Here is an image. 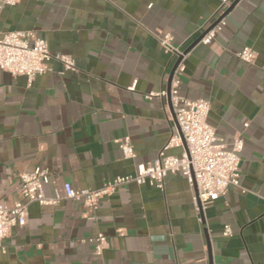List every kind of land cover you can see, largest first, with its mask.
Masks as SVG:
<instances>
[{
    "label": "crops",
    "instance_id": "crops-1",
    "mask_svg": "<svg viewBox=\"0 0 264 264\" xmlns=\"http://www.w3.org/2000/svg\"><path fill=\"white\" fill-rule=\"evenodd\" d=\"M216 0H18L0 8V33L29 32L52 60L28 83L0 70V205L25 202L19 175L48 173L47 197L63 185L96 189L151 163L175 129L167 92L186 54L180 96L210 104L207 123L229 147L241 135L240 184L196 211L181 173L162 188L118 187L92 210L76 200L27 206L24 226L3 240L0 264H264V0H231L226 24L199 43L217 16ZM248 47L252 64L235 54ZM133 88L130 90L129 88ZM134 157L122 158L120 138ZM181 147L168 155L180 156ZM229 230L224 235L225 229ZM107 246L94 254L90 238Z\"/></svg>",
    "mask_w": 264,
    "mask_h": 264
},
{
    "label": "built area",
    "instance_id": "built-area-1",
    "mask_svg": "<svg viewBox=\"0 0 264 264\" xmlns=\"http://www.w3.org/2000/svg\"><path fill=\"white\" fill-rule=\"evenodd\" d=\"M217 16L201 36L199 43L211 44L226 24L227 12L231 0H216ZM18 0H0V8L14 6ZM160 47L176 58L167 92L150 93L153 97H168L175 129L167 142L149 164L138 166L133 174L117 176L96 189H73L69 183L63 185V195L47 197L43 185L48 182V173L41 168L19 175L20 192L25 202H17L11 208L0 205V249L3 240L14 227L26 224L27 206L37 203L40 206H56L62 200H76L95 210L101 198L112 195L115 190L129 183L138 186L148 184L162 188L164 179L175 173H181L192 190V205L196 211L202 210L220 197L229 188L245 190L240 184V154L243 150V138H233L228 147L215 134L214 128L207 123L210 104L206 100H188L179 94L180 75L184 72L186 54L172 45V37L165 34L159 38ZM235 56L246 64H252L255 53L248 47L242 48ZM59 62L64 70L72 71L75 64L72 58L60 54H51L46 41L33 38L29 32L0 33V70L12 77L24 76L28 83L47 71L48 62ZM132 90L133 88H129ZM122 158L130 160L134 151L129 138L118 141ZM181 147L180 156L168 155L170 148ZM229 230H224L227 235ZM94 244V254L100 256L107 246V238L97 234L90 238Z\"/></svg>",
    "mask_w": 264,
    "mask_h": 264
}]
</instances>
